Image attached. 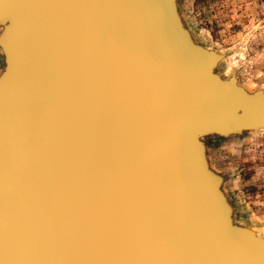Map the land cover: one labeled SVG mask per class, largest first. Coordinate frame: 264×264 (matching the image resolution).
I'll return each instance as SVG.
<instances>
[{"label":"water","instance_id":"95a60500","mask_svg":"<svg viewBox=\"0 0 264 264\" xmlns=\"http://www.w3.org/2000/svg\"><path fill=\"white\" fill-rule=\"evenodd\" d=\"M150 2L160 10L161 0ZM0 6L10 11L0 22L7 47L0 103L28 113L23 124L18 112L11 115L19 129L5 131L8 146L0 152V191L8 200L0 206L2 264H222L225 241L211 229L206 202H193L188 179L217 181L190 139L206 119L173 117L189 99L206 98L180 92L183 72L161 14L155 21L145 0ZM234 89L225 90L228 101L234 93L246 102ZM223 114L208 124L256 126L241 121L236 128L228 125L233 112ZM9 136L22 142L17 152L27 147L23 159L10 157Z\"/></svg>","mask_w":264,"mask_h":264},{"label":"rangeland","instance_id":"374dc122","mask_svg":"<svg viewBox=\"0 0 264 264\" xmlns=\"http://www.w3.org/2000/svg\"><path fill=\"white\" fill-rule=\"evenodd\" d=\"M169 5L176 30L217 55L213 72L264 95V0H169ZM201 143L202 162L216 175L234 223L264 237V124L209 135Z\"/></svg>","mask_w":264,"mask_h":264},{"label":"bare ground","instance_id":"6f19581e","mask_svg":"<svg viewBox=\"0 0 264 264\" xmlns=\"http://www.w3.org/2000/svg\"><path fill=\"white\" fill-rule=\"evenodd\" d=\"M146 3L150 6V11L155 17V21H157V16L159 13L161 14L162 18L159 21V26L161 28V31L165 35V38H167V43L169 44V48L171 47V57L173 61L178 63L179 68L183 72L182 74V80L184 83L183 90L180 89V92L182 94H185L187 91L190 93V96L197 97V94L199 97L204 96L206 98L205 101H196L195 99H189L183 106L180 107L177 111H175V115H173L174 119H178L179 117H188L193 114H198L200 116H203L206 120H203L202 122H205L204 127L201 128L199 125V128L196 126L194 127L195 135L191 136L192 146L196 147L200 159L203 160L204 157V151L199 147L201 145V141H204L206 136L209 135H227L231 132V130H225L226 128L219 127H213L212 125L208 124L210 120L219 122L220 117L224 115L223 113L226 111L231 110L233 112V120H231L228 125H234L236 128L242 127L241 121L249 122V124H254L256 126H250L249 129L260 127L264 124V103L258 99L256 96V93L260 94V92L256 91H248L244 89L241 85L237 84L236 81L233 79H223L218 76V72H213L211 70L212 65L214 64V61L216 60L215 57L209 58L208 54L210 52L205 47L203 50L197 49V47L194 46L193 42H191L189 39H187L186 34H183L182 32H175L177 29V20L175 17L174 10L172 11L169 5V0H161L159 4L160 10L158 11L156 9V5L150 0H145ZM155 1V0H153ZM0 2H7L8 0H0ZM166 2L168 4V8L166 7ZM153 4V7L151 4ZM157 3V2H156ZM172 3V1H171ZM158 5V3H157ZM165 16H164V13ZM157 14V16L155 15ZM168 13V14H167ZM3 14L9 15L10 11L6 8H3L0 6V22H3L2 16ZM6 20V19H5ZM161 22V23H160ZM6 26V23H0V34L3 32L4 28ZM6 43L1 42L0 43V50L2 53H6L7 47ZM203 47V46H202ZM207 49V50H206ZM196 51V52H195ZM212 55V54H211ZM4 56V54H2ZM217 56V55H212ZM3 58V57H2ZM179 59V60H178ZM25 68V67H24ZM213 68V67H212ZM27 69V67H26ZM0 71V80H3L5 78L3 72ZM207 76H210L212 78H209ZM204 80L205 82H201L200 80ZM231 80L233 81L231 83ZM6 80H3L5 82ZM227 82L229 84H227ZM201 83V84H200ZM226 83V88L221 84ZM195 86L196 90H193L192 87ZM210 87V88H209ZM235 88H237L241 93H243L246 96V102H243L241 98L233 93L234 96L233 102H229L226 98L225 90L230 92V89L234 92ZM204 88L203 91L200 89ZM195 91V92H194ZM4 95V93H2ZM7 92H5V95ZM173 95V94H172ZM261 98L264 99V95L260 94ZM6 96H4L5 98ZM251 99H254L253 101ZM238 102L243 104L242 106H238ZM237 105V106H235ZM1 112H0V118L5 116V119L3 121L2 126H0V152L1 150H6L8 144L7 140L5 139V131L8 132L11 130V132L15 133L18 131V126H16V122L12 121L11 115H17V112L19 113L18 117L22 124L24 121L27 120L28 113L24 111V113L21 114V111H17L16 108L17 104H11L9 101H4L0 103ZM257 114V116H255ZM240 118V119H239ZM250 120V121H248ZM251 122V123H250ZM223 123V121H222ZM5 125L7 127H5ZM224 126V124H223ZM225 130V131H224ZM238 133V132H237ZM4 138H3V136ZM174 141V140H173ZM9 142V150H10V157L13 159L22 158V153L24 151H27V147L24 146L22 149H25L23 152H17V150L20 147L22 142H19V144H15L16 140L14 136H9L8 139ZM16 145V147H15ZM17 149V150H16ZM170 149H172V144L170 146ZM165 153L166 150H165ZM208 163V162H207ZM202 165L205 171L209 174H211V177H216L215 174H212L210 171V165L209 164ZM24 170V167H15L16 173H22ZM5 173V170H4ZM30 173V170H29ZM184 173V172H183ZM186 174V173H185ZM190 183H191V190L193 192V202L196 204H204L203 201L206 202L205 204V212L208 213L209 223L212 226L211 229L215 231L219 237L225 241V253L223 256L222 264H264V237L259 236L257 233H254L251 231V229L235 224L234 218H233V209L228 202V200L225 197L224 192L222 191L220 184L215 182V180H211L210 186H206L203 183L200 182L199 185L195 184V182L188 177ZM0 206L1 204L6 203L7 195L4 193H1L0 191ZM217 200V201H216ZM218 202V203H217ZM220 205V206H219ZM1 218V215H0ZM4 237V236H3ZM4 253H2V246L0 242V264H2L1 256H3ZM6 258L9 257V253L7 254L5 252ZM157 264H176L171 261L164 262V259L160 258L157 260Z\"/></svg>","mask_w":264,"mask_h":264},{"label":"crops","instance_id":"0c3cea01","mask_svg":"<svg viewBox=\"0 0 264 264\" xmlns=\"http://www.w3.org/2000/svg\"><path fill=\"white\" fill-rule=\"evenodd\" d=\"M3 53L0 52V67L3 66V56H2Z\"/></svg>","mask_w":264,"mask_h":264}]
</instances>
